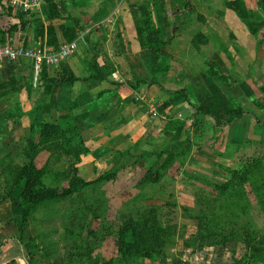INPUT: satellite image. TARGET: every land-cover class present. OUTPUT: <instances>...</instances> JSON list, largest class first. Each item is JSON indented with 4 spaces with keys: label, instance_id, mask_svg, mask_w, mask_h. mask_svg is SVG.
Wrapping results in <instances>:
<instances>
[{
    "label": "rangeland",
    "instance_id": "374dc122",
    "mask_svg": "<svg viewBox=\"0 0 264 264\" xmlns=\"http://www.w3.org/2000/svg\"><path fill=\"white\" fill-rule=\"evenodd\" d=\"M24 1L37 7L25 14ZM13 5L26 26L0 47L57 61L0 63V264H26L29 251L32 264H93L89 253L99 264H264V0ZM63 66L83 79L97 67L108 81L55 98ZM90 83L100 92L83 97ZM228 88L233 111L260 125L198 113H225ZM31 162L45 188L71 193L34 210L21 235Z\"/></svg>",
    "mask_w": 264,
    "mask_h": 264
},
{
    "label": "trees",
    "instance_id": "16d2710c",
    "mask_svg": "<svg viewBox=\"0 0 264 264\" xmlns=\"http://www.w3.org/2000/svg\"><path fill=\"white\" fill-rule=\"evenodd\" d=\"M54 8V7H53ZM49 12V11H48ZM46 18L47 20L49 21H52L56 18L59 17V14L57 13V11H50V13H46ZM24 17L25 15H21L20 16V26L21 28L23 29L25 26H26V23L24 22ZM0 37H1V40L0 42L2 43L3 42V39H4V36L5 34L1 33L0 32ZM159 49L157 48V50H155V56H154V63L156 65H158L159 63V60H160V54H159ZM18 62H23V61H26L24 59H20V60H17ZM65 68V70L63 68H60L58 69L59 73H56V78H55V81H52V85L54 86H74L75 84L77 83H87V82H90V81H97V82H107V77L106 75H102L101 73V69H98L97 67H93L95 73L97 75H95V77H89V78H86V79H83V78H79L77 77L73 71H71L67 66H63ZM44 68H45V64L43 65V71H44ZM220 81H223V83H225V85L227 86L228 83V78H226L223 74L219 76L218 78ZM139 86V85H137ZM228 95H227V100H228V107H227V110L225 111V119L228 120L229 124L227 126H232L234 125L235 123H237L239 120L245 118V117H253V115L249 114V113H235V111H233V108H232V101L234 99L233 95H231V89L228 88ZM264 100V99H263ZM263 100H261V102H264ZM256 105H258V107H261L262 106L257 103ZM198 113L202 114L203 116H206V117H212V121L214 124H217V121L216 119L211 116L210 113L206 112V111H199L198 110ZM256 121V123L258 125L261 124L260 120L258 118H255L253 117ZM51 127V126H50ZM48 128V126H43L42 129H46ZM256 163V162H255ZM252 171V167L250 169H248V172ZM111 175H104L102 176L100 179L103 180L104 178H107V177H110ZM43 178H44V173L43 171L39 170L36 165L34 163H30L29 166L27 167V169L25 170L24 174H23V179H24V183H23V186H22V190H21V193L19 195V198H18V204H19V208L21 210V218H22V223H21V226H20V229H19V232L21 235L24 234L25 232V229L27 228L28 226V223H29V216L30 214L38 209L39 207L41 206H45L47 204H50V203H53V202H56V201H59L60 199L62 198H66L67 196L70 195L71 193V190L68 189V190H62V189H48V188H45L43 186ZM239 180H241L242 182H248V179L242 177V178H238ZM83 184H89V183H86L82 180H80ZM76 184L74 183L72 186H71V189L75 188ZM123 234V240L122 242H120V249L123 253L127 254V251H128V244L125 242V236H127L128 234V228L124 229L122 232ZM32 241H30L31 243ZM18 244L21 245L22 244V238H19V241H18ZM3 246L0 247V258L3 257L4 255V252H3ZM91 252V251H90ZM32 252H28V254L24 257V261L26 264H32ZM88 258L91 260V262L93 264H99L98 260L96 259H92L91 257V253H89L88 255Z\"/></svg>",
    "mask_w": 264,
    "mask_h": 264
},
{
    "label": "crops",
    "instance_id": "0c3cea01",
    "mask_svg": "<svg viewBox=\"0 0 264 264\" xmlns=\"http://www.w3.org/2000/svg\"><path fill=\"white\" fill-rule=\"evenodd\" d=\"M14 1L15 0H0V32L5 34V32L7 30H9V28L12 26H16L19 22H20V14L22 12H20L19 9H17L13 4H14ZM23 14V13H22ZM26 14V13H25ZM1 36V35H0ZM5 37V36H4ZM0 40H1V37H0ZM1 67V66H0ZM86 87L85 88V91L83 93V97H88V96H92V95H97L98 92H100V89L97 85H93V84H85ZM77 86V85H76ZM75 86V87H76ZM79 88L81 87V85H78ZM96 86V88H98L97 90L94 89L93 87ZM70 87V86H69ZM68 86L64 85V86H57L56 88V94H55V98L57 96H59L60 92L64 90V88H69ZM77 94H81V89H79L78 93ZM227 95H228V92H227ZM226 95V97H227ZM225 102H222L221 101V108H223V110L226 111L227 107H228V103H227V99H223ZM225 113L222 114V111L218 114H214V117L217 121L221 120L222 118H225L224 115ZM251 115H253V117L255 118H258L259 119V116L257 113H252ZM253 117H245L241 120H239L237 123H240L242 122L243 120H248L249 121L252 120L254 122L255 119ZM260 120V119H259ZM236 123V124H237Z\"/></svg>",
    "mask_w": 264,
    "mask_h": 264
},
{
    "label": "built area",
    "instance_id": "2783aa9c",
    "mask_svg": "<svg viewBox=\"0 0 264 264\" xmlns=\"http://www.w3.org/2000/svg\"><path fill=\"white\" fill-rule=\"evenodd\" d=\"M18 4L24 13H28L37 7L30 1L18 2ZM63 52L60 54L61 57L64 55ZM20 59L32 61L37 66H42L43 64L50 65L56 63L57 56L47 53V50L44 48H26L21 43H17L16 45L9 44L4 47H0V63L6 60L17 61Z\"/></svg>",
    "mask_w": 264,
    "mask_h": 264
}]
</instances>
